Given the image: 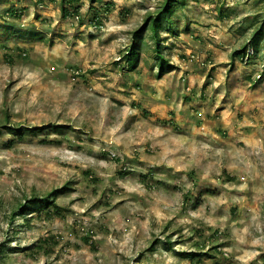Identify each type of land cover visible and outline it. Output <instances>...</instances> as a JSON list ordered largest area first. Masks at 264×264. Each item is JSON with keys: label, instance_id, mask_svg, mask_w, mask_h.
<instances>
[{"label": "rangeland", "instance_id": "rangeland-1", "mask_svg": "<svg viewBox=\"0 0 264 264\" xmlns=\"http://www.w3.org/2000/svg\"><path fill=\"white\" fill-rule=\"evenodd\" d=\"M164 2L0 0V264H264V0H177L130 70Z\"/></svg>", "mask_w": 264, "mask_h": 264}, {"label": "trees", "instance_id": "trees-1", "mask_svg": "<svg viewBox=\"0 0 264 264\" xmlns=\"http://www.w3.org/2000/svg\"><path fill=\"white\" fill-rule=\"evenodd\" d=\"M177 0H165L163 5L159 8L156 15H150L148 16L144 21V26L137 30L134 33L135 36V42L130 47V49L127 51V53L124 55V60L126 61L128 67L130 70H133L136 68L138 59H139V47L137 46V42L142 39V33L146 30L150 31L151 37L155 42V48L154 51L156 53L155 59L158 61V75H163L168 71L169 68H172V64L169 63L167 59H165L160 50L159 42H160V34L159 32L161 30H168L173 32L172 23L170 22V16L173 13V8ZM64 16L67 17L70 12L67 14V10L63 9ZM67 14V15H66ZM32 36L38 35L35 33L31 34ZM138 35H140L138 37ZM264 37V21L261 26H259L254 34L252 35L250 39V44L252 45L253 49L255 51L259 50V43ZM245 49V48H244ZM244 51V50H242ZM235 52L234 55H239V53L244 52ZM55 129H58V127L61 126H53ZM13 131L17 132V137L22 138L25 133H32L37 134L38 132L42 131L41 127H25L24 131H21V129H12ZM25 132V133H24ZM61 190H55L48 195L38 198L34 197L28 200L25 204H20L16 206L15 210L13 211L14 216L19 214H24L27 211H30L32 213H39L45 209V208H51L55 213L58 214L60 207L55 203L54 197L55 195L60 192ZM180 255L184 258H195L197 256H208L206 252H200V253H194V252H180ZM199 262L200 260L197 259Z\"/></svg>", "mask_w": 264, "mask_h": 264}]
</instances>
